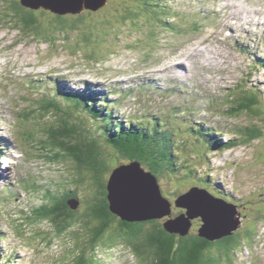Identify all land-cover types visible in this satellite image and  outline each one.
Returning <instances> with one entry per match:
<instances>
[{"label": "rangeland", "instance_id": "374dc122", "mask_svg": "<svg viewBox=\"0 0 264 264\" xmlns=\"http://www.w3.org/2000/svg\"><path fill=\"white\" fill-rule=\"evenodd\" d=\"M224 1L226 5L229 0ZM234 1L240 9V13L237 9L234 10L235 13L251 14L255 10H264V0L263 3L259 2L260 0H254V2H256L255 8L250 5V1L252 0ZM8 8L9 7L4 1L0 0V40H3L6 35L8 36L9 42L19 39L16 46L10 50L0 41V74H3L5 69H7L5 74L9 77L11 71L17 72V69L23 71L24 68L22 65L27 64L32 59H34L32 62L33 67L27 68L26 71L32 73L31 71L35 69L38 73H41V75L48 76L42 72L44 71L45 63L49 62L51 58L56 59L55 61H51L52 65L59 66L60 64V67L68 69L75 77V80L80 82L83 86H89V80L94 83L98 78H94V76H104L102 78L103 81H108L110 76L115 73L116 68L119 70L125 69L132 71L135 75L141 76L143 71H136L134 61L128 56L122 58L123 55H132L139 69L157 70L161 68L167 60L173 57V55L166 56L160 52V45L165 40L169 41L168 46L171 49L179 50L184 46L185 41L197 39L185 49L179 51L177 56L189 50L191 51L190 55L196 50H201L202 53L203 49L200 48L204 47L207 49L205 58L199 60V55L201 53L193 58L190 57V55L186 59L183 57L184 60L179 58L175 67L181 66V68H184V71L178 73L177 70L175 73H177L176 75L182 80L188 73V70L190 71L191 69L190 75L194 78L196 85L202 89V93L206 98H211L210 94H208L205 89L208 82L201 83L199 81L208 79L212 84L226 86L225 91H229L232 87L236 89L237 86L241 85L243 79L249 77L248 65L250 62L247 55L244 54L238 40L262 39H257V34L255 38H245V36L242 35L245 31L243 29H237L236 21L233 19L231 11H228L226 15L227 17L232 16L231 22L235 27L234 35L230 37L231 31L227 30H225L226 39L216 40L217 38L211 35V43L210 47H208V44H206L207 46H203L205 43L203 40L209 37L212 30L218 31L215 20L202 18L192 12H190V14L176 12L168 16L155 17L138 15L132 11H123L118 7H105L102 11L97 13L84 12L83 15L86 17L67 18L64 24H59L53 17L46 16L49 22L46 25H39L40 35L38 34V36L41 40L35 41L29 36L25 38V33L18 28H16V31L13 30L12 33H9L11 26L15 25L21 28V24H13V16H5ZM241 8L245 9L241 12ZM190 9L198 10L199 7H191ZM180 10H182V7ZM42 16L43 15L40 13L36 14V18L38 19H41ZM171 18H173L171 20L172 24L168 26L167 21ZM32 19H34V17ZM224 20H226V17ZM245 20L247 21V25L252 28H257L260 25L264 26V17L260 20L258 18V21L254 22L247 18H245ZM219 21L220 19L218 23ZM7 23L9 26H7ZM44 37L49 41L47 42ZM36 43H38V46H36ZM193 45L197 47L191 50ZM215 47L222 49L224 52L220 66L217 65L219 64L221 54H217L216 49L218 48ZM38 49H40L41 52L39 51V54H36L35 52ZM18 52L21 53L19 55L20 57L17 56ZM61 55L67 56L60 58ZM46 57L48 60H45ZM208 59L212 62L206 63ZM75 61L77 62L76 64ZM7 64L8 66L6 67ZM74 65L79 66V68L73 69L72 67ZM91 67L95 70H85V68L89 69ZM104 67L108 69L103 73L100 72L104 70ZM47 70L50 74L59 71L58 68L52 66H48ZM162 70L165 72L164 75L168 77L170 71L166 69ZM258 72L262 74L263 70L259 69ZM157 75H160V73ZM90 77L94 80L90 79ZM33 78H36V76L30 79ZM261 80H264V77L257 75L251 80V83L263 85L264 82ZM18 81L22 85V80L20 79ZM155 82L159 85L157 77H155ZM74 88V90L80 94L78 88ZM49 90L52 92L50 88ZM24 91L26 93H34L36 89L24 85ZM17 92H19V89L15 88L10 78L7 79L5 75H0V137H4V139L9 142L8 156L0 161V174L5 173L6 179L1 178L0 182L15 185L14 181H18V179L21 180L20 183L18 182L19 184L16 189L18 195L17 199H11L9 201L12 202L0 205V214L2 215L0 220V234H3V238H7L5 242H1L3 245L1 249H6V254L10 255L8 250L13 248V253L19 255L22 262L25 263V261H28L29 264L34 260V254L29 251L30 247H34L37 250V258L34 260L35 264H79L80 261L76 260L79 256L76 253L78 252L81 254L91 251L89 240L91 233L87 231L85 223L83 224L81 218H78L77 224L80 226L79 231L75 228H73V230H71V228L61 229L59 222L55 221L56 218H52L47 214L45 219L43 215L40 216L38 212V206L44 202V194L46 188H48L42 185H49L57 182L64 184L68 188L72 187L73 181L70 179L71 164L69 161L64 157L59 159V164L55 163L53 160L56 152L64 154L61 147H54V140L51 139L52 142L49 138V132L52 127L50 123L54 119L57 123V117L53 112L52 114L48 112L49 118L46 120L42 115L44 111L40 104H35V102L34 104H30L24 96L25 100H21L20 95L21 102H16L13 95L18 97L20 93ZM253 93L256 96V100L261 99L260 94L256 90H254ZM54 94L56 95V93ZM67 101L68 105H75L73 99H67ZM262 102H264V94L262 96ZM257 105L262 106V103L257 102ZM220 107L219 105H215L209 108L212 120L220 119V122L216 124L222 127L219 130L224 132L232 130L230 125H234L232 123L235 122L241 123L244 128L254 123L255 119L252 115L237 114L236 116H229L225 110H222V108L220 109ZM203 113L204 112H201L200 115ZM127 117L141 118L138 114L134 116L133 111L130 112ZM62 118L66 120L64 116H62ZM257 124L259 126V121H257ZM160 128L163 129V125L160 124ZM26 134L29 138L27 141H31L29 146H27L26 139L24 138ZM85 135H87L88 138H92L89 132H85ZM260 140L261 139H259V141ZM255 143L257 144L258 141ZM263 145L264 139H262V146L261 144L259 145V147L261 146V148H259L261 152L254 156L255 145L250 148L246 147L247 154L243 158L239 159L230 169L225 170L223 173H219V175H222L227 180L229 186L237 189V193L241 198L247 197L251 200L252 197H248V195H257L262 188L264 189ZM69 158L73 160L72 157ZM228 158L230 159V157ZM198 161L199 158L195 156L193 163L190 165L189 172L192 171L194 173L195 171L197 175L195 174L193 179H197V181L200 180L205 184L203 180H201L203 177L199 176L197 172ZM249 161L250 163L246 165V168L243 170L251 172H236L241 164H245ZM218 166H222L221 163L218 164ZM232 171H234L233 174H231ZM175 173L179 172H165L164 176L156 179L159 183L173 182L172 176L171 178H168V176ZM246 173L249 174L245 178V181L248 183L243 181V174ZM149 174L155 177V174L151 171H149ZM180 174H182L181 178H183L186 172H181ZM250 175L252 181L249 182ZM143 180L145 182L148 181V179ZM23 181L29 182L25 184ZM30 181H32V184H29ZM211 181V185H216L213 179ZM27 184L29 185L27 186ZM33 184H40L41 187L36 190ZM21 187L24 191L21 190ZM185 189H190V185H187ZM147 190L148 189L144 188L141 191L148 194ZM1 192H4L3 184H0V197L2 196ZM27 192L29 193L26 194ZM1 202L2 200H0V203ZM81 207L86 210L84 205ZM245 208L244 210L248 209L247 207ZM179 211L182 210L180 209ZM239 211L242 212V210ZM54 212L58 217H62L59 210L54 209ZM83 213H85V211H83ZM236 217L240 227V215L237 213ZM263 223V221H259L258 226H261V228L256 235H254L253 241L256 248L251 250L246 249V247H241L237 251L238 255L236 252L233 254V264H264ZM249 226L247 219H245L244 227L247 228ZM92 227L93 225L90 228ZM244 227L241 226L238 230L244 232ZM107 238L108 236L106 235L104 237V242L107 247L100 250V255L94 260L93 264L157 263V261L154 262L152 260L148 262L146 258H137L131 251V248L128 247L121 238L116 237L111 240H107ZM73 244H76V247L71 249ZM98 251L99 250H94L92 253ZM4 256V259L7 260L8 257L5 254ZM86 257L88 258V255H86ZM226 262H228V260H226ZM6 264L11 263L8 262ZM227 264L231 263L228 262Z\"/></svg>", "mask_w": 264, "mask_h": 264}, {"label": "trees", "instance_id": "16d2710c", "mask_svg": "<svg viewBox=\"0 0 264 264\" xmlns=\"http://www.w3.org/2000/svg\"><path fill=\"white\" fill-rule=\"evenodd\" d=\"M15 1L6 0L4 3L7 6L10 3V8L7 10H10L13 16L12 23L21 24L22 32L28 33L26 30L29 29V27L24 24L25 21L23 20L24 10L17 5ZM55 21L59 24H64L66 22V17L56 16ZM29 25H32L35 34H39L40 28L37 21H33ZM14 27L19 28L13 25L12 28ZM44 39L47 42L49 41L45 37ZM83 98V95H81V100H83ZM244 99L247 100L246 104L243 105L245 110L255 105V108H262L260 105H257L256 101L251 100L249 97L245 96ZM53 104L55 103L48 106H41L44 111L42 115L46 120L49 118L48 112H50V114L53 112L57 117V123L55 119L50 123L52 127L49 132V138L50 140L53 139L54 142L51 140L53 144L55 146H60L64 152V154L56 152L55 157L57 159H62V157H64L71 164L70 179L73 181L70 189H67L68 187L64 184L57 182L49 186L48 192L53 190L54 193L52 196H57L53 207L58 206L61 199L63 202L65 201L66 210L61 211L64 216L60 219L64 222L67 218L77 217L72 214L78 213H67L70 211L69 203L67 204L69 200H89L86 201V203L91 202L94 206V210L85 211V214H78L80 216H85L93 225L92 228H90L92 225L87 228V231L91 233L89 239L91 251L81 254L78 252L76 253L79 256L76 259L80 261L79 264H93L92 262L95 260L94 255H96V253L99 254V251L93 253L92 251L99 250L105 246L104 236L107 234H109L107 240H111L115 237L121 238L124 243L131 248L135 256L146 258L148 262L151 260L154 262L157 261V263L153 264H227L228 262L233 264V254L236 252L238 255L237 251L241 247H246V249L251 250L256 248L253 241L254 235H256L261 228V226H258L259 221L261 220L264 222L263 188L260 190L259 194L248 196L252 197L251 200L247 197L241 199V208L246 209V206L248 208L246 211L241 212V215L245 217L242 226L244 227L245 219H247L248 225L251 227H244V232L237 230L231 236L223 237L215 241H208L200 237L199 228H197V225H193V223L188 235L183 237L169 233L165 230V227H163V222L159 220H150L144 223L125 222L120 221L117 217L110 214L105 200V190L106 183L113 173V170L131 161H137L142 168H145L148 172L151 171L158 179L164 176L165 172H177L179 170L177 167L179 158L177 155L173 154L174 146L172 142L170 139L166 138L167 135L164 131L162 135L159 131H151L146 134L134 131V135L126 134L128 136L116 137L115 139H103L104 143H99L92 140L94 137L92 135H97V132L100 134V131L108 132L106 130H98L104 128L106 125V118L103 111L96 110L92 114V119L96 124L93 126L90 118L72 109L73 113L76 115L75 120L78 121L79 124H76L74 121H72L73 124H71L58 113V110H60L58 105L55 104L57 110ZM89 108L90 107H86V109ZM239 109L241 110L243 107L240 106ZM240 113L241 112L237 109L234 115ZM248 114L254 117L255 121L253 126L258 129H248L245 134L246 137L255 138L256 136H261L264 138V114L259 113L257 115L253 110H250ZM64 117L66 119H73L69 109L66 110ZM257 121H259V126ZM88 123L89 129H84L83 126ZM79 126H81L82 129ZM85 132H89L92 138H88ZM109 133H111V131H109ZM199 135L202 140L206 138L204 134L199 133ZM259 148L261 147L254 150L253 154L256 155L261 152ZM69 157H72L73 160ZM186 174L189 175V172L187 171ZM181 175L180 173L170 174L168 178L172 176V178H175L176 182L185 185L184 180L178 181V179H181ZM187 175L188 181L190 183L192 182L191 184L193 186L202 185L200 180L197 181V179H193L195 174L192 171H190L189 176ZM212 179V174L207 172L205 177L201 178L205 183L203 187L207 188V186L211 185L212 183L210 182H212ZM183 185L182 187H184ZM176 187L177 190H181L182 188L181 185ZM87 207H89L88 204ZM53 209L54 208H50L51 211L48 212L49 209L47 208L44 213L47 212L52 218H56L58 216L52 211ZM83 222L85 223L84 220ZM86 255H88L90 259L87 260ZM226 260H228V262H226Z\"/></svg>", "mask_w": 264, "mask_h": 264}, {"label": "water", "instance_id": "95a60500", "mask_svg": "<svg viewBox=\"0 0 264 264\" xmlns=\"http://www.w3.org/2000/svg\"><path fill=\"white\" fill-rule=\"evenodd\" d=\"M101 2L102 0H21V5L34 10L41 7L51 9L59 15H76L82 12L84 6L96 10ZM126 186H129V190ZM144 188L148 189V194L141 191ZM107 191L110 211L123 221L159 220L172 215L171 205L161 196L154 178L145 174L137 163L115 170ZM176 206L186 212L164 224L165 230L171 234L186 236L192 226L191 222L198 218L203 224L199 229V236L208 241L231 236L239 228L237 212L233 207L199 191H192L181 197Z\"/></svg>", "mask_w": 264, "mask_h": 264}, {"label": "bare ground", "instance_id": "6f19581e", "mask_svg": "<svg viewBox=\"0 0 264 264\" xmlns=\"http://www.w3.org/2000/svg\"><path fill=\"white\" fill-rule=\"evenodd\" d=\"M259 2H261V3H263V0H260ZM255 4H256V2H254V0H252V1H250V5L252 6V7H254L255 6ZM226 6V8H230L231 9V11L233 12V13H235L234 12V10L235 9H237L238 11H239V13H240V9H239V7H238V5H237V3L234 1V0H229L228 1V3L225 5ZM255 8V7H254ZM245 8H241V12L244 10ZM226 10V9H225ZM253 13L256 15V17H257V20H258V18H259V20L262 18V17H264V10H262V11H257V10H255V11H253ZM237 14H235V16H236ZM246 18V17H245ZM262 21V20H261ZM264 21V20H263ZM263 29H264V26H261ZM233 32L235 33V31L233 30ZM215 38H217V39H219V33L218 32H216V33H213L212 34ZM263 44H264V42H263ZM216 52H217V54L219 55V54H221V56H222V54H223V50H221L220 48L219 49H216ZM199 53H201V50H196L193 54H191L190 55V57H195L197 54H199ZM198 57V56H197ZM191 59V58H190ZM183 60V59H182ZM207 62H212V61H210V59H208V61H206V63ZM217 62V61H216ZM186 64V63H185ZM218 64V63H217ZM205 65V64H204ZM186 66V65H185ZM175 67V66H174ZM160 69V68H159ZM182 71H184V68H179V70L177 71L178 73L179 72H182ZM176 74L177 73H172V72H170L169 73V76H176ZM80 95V94H79ZM56 96V100L60 103V97L58 96V94H56L55 95ZM76 116V115H75ZM159 126H160V124H159ZM160 128V127H159ZM161 129V128H160ZM126 188L129 190V186H126Z\"/></svg>", "mask_w": 264, "mask_h": 264}]
</instances>
